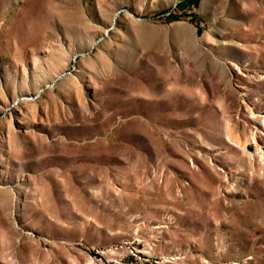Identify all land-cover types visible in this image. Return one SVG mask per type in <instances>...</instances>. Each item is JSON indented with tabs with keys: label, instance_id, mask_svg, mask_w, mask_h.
<instances>
[{
	"label": "rangeland",
	"instance_id": "rangeland-1",
	"mask_svg": "<svg viewBox=\"0 0 264 264\" xmlns=\"http://www.w3.org/2000/svg\"><path fill=\"white\" fill-rule=\"evenodd\" d=\"M195 1L0 0V264H264V0Z\"/></svg>",
	"mask_w": 264,
	"mask_h": 264
},
{
	"label": "trees",
	"instance_id": "trees-1",
	"mask_svg": "<svg viewBox=\"0 0 264 264\" xmlns=\"http://www.w3.org/2000/svg\"><path fill=\"white\" fill-rule=\"evenodd\" d=\"M197 3H198V0L195 1V4H197ZM179 17H181V16L179 15ZM195 24L198 27L197 23H195Z\"/></svg>",
	"mask_w": 264,
	"mask_h": 264
}]
</instances>
